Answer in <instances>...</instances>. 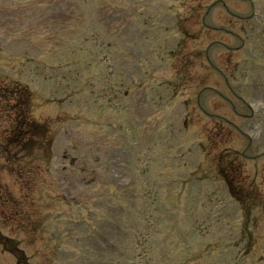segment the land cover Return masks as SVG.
<instances>
[{"label": "rangeland", "instance_id": "1", "mask_svg": "<svg viewBox=\"0 0 264 264\" xmlns=\"http://www.w3.org/2000/svg\"><path fill=\"white\" fill-rule=\"evenodd\" d=\"M196 3L207 5L196 19L218 28L203 31L205 38L237 46L240 37L244 48L229 62L235 70L221 75L215 70L229 64L227 47L205 51L209 41L197 39L194 49L204 51L187 67L191 81L164 103L161 83L175 70L165 42L179 35L172 24L149 22L148 42L138 37L141 24L132 16L146 7L143 0H0V79L33 93L18 109L20 120L51 139L40 147L35 138L44 150L32 140L33 157L13 163L20 148L7 139L11 116L3 108L0 232L30 264H264V208L248 201L258 221H241L240 205L213 180L203 152L204 125L220 114L232 132L228 146L244 154L246 173L264 195L256 173L264 165V123L245 105L253 101L264 115V0ZM136 69L141 73L127 72ZM122 77L135 84H121ZM0 264H16L2 247Z\"/></svg>", "mask_w": 264, "mask_h": 264}, {"label": "trees", "instance_id": "2", "mask_svg": "<svg viewBox=\"0 0 264 264\" xmlns=\"http://www.w3.org/2000/svg\"><path fill=\"white\" fill-rule=\"evenodd\" d=\"M10 98H11V96H10ZM25 133H21V134H19V139H21V140H23L24 139V137H25ZM23 148V150L24 149H26L25 147H23V145L21 146V149Z\"/></svg>", "mask_w": 264, "mask_h": 264}]
</instances>
